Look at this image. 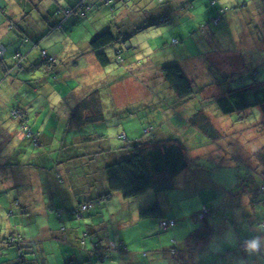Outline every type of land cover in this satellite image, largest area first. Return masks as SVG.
<instances>
[{
  "label": "rangeland",
  "instance_id": "rangeland-1",
  "mask_svg": "<svg viewBox=\"0 0 264 264\" xmlns=\"http://www.w3.org/2000/svg\"><path fill=\"white\" fill-rule=\"evenodd\" d=\"M192 1L196 7L193 10V20L190 17L185 19V15L180 12L173 23L166 20L157 22L156 25H147V19L137 17L128 28L129 50L124 52L134 71L126 72L123 67L117 68L114 63L108 67V72L113 71V75L120 76V80L114 77L105 84L98 83L106 75L102 72L95 53L91 49L87 53L82 52L85 40L96 33V27L88 24L87 20L74 21L77 15L73 14L72 17L69 16L72 18L69 26L64 27L65 32L59 26H54L53 29L46 27L45 30L47 37L50 32L52 34L62 30L57 33L60 39L54 48L61 55L57 57L60 72L57 70V78L51 79L50 87L43 89L44 83L40 81L37 91L36 83L30 81L25 83L26 88L18 91L20 86L14 84L11 87L12 77L8 76L0 88V115H3V108L17 105L25 112L26 108L21 106L24 103L22 99L32 98L27 99L31 108L30 125L36 118L41 123L48 115L54 116L53 129L47 135L51 141L55 138L61 142L65 133L63 128L67 125V120L62 117L81 99L78 87L82 82L86 86L85 79L89 78V83L96 86L101 94L107 120L92 121L86 132L98 131L99 134H104L112 146L120 143L118 136L125 129L132 132L130 140L177 138L186 143L191 159L190 169L176 179V188L172 191L157 195L149 190L135 199L126 200L127 202L120 194H113L114 199L108 201L111 216L106 214V222L102 226L98 222V232L105 248V239L118 248L103 249L98 254L87 252L91 246L89 237H84L86 229L83 219L73 217L71 221L68 219L69 213L59 217L58 209L65 208L63 202L57 200V206L53 204L48 209L40 194L17 196L24 186L0 193L3 195L0 196V235L8 237L12 233H18L32 242L34 247L28 255L29 259L27 258L32 264H174L182 263L181 256L187 264H264V204L257 205L251 211L247 207H233L225 193V190L235 188L239 178L242 183L247 177H253L259 184L264 183V170L256 159L260 149L264 148V115L259 108L251 109L245 115H221L215 102L210 99L211 95H220L224 88L228 91L249 84L254 79L264 81V0H216L218 6L225 10V13H219L222 15L219 24L213 21L215 7H212V0H188L187 4L182 2L179 7L185 6L187 9L188 6L191 7ZM21 2L22 0L1 1L4 11L0 10L1 24L9 22L13 16L12 9L16 10L15 5ZM243 4L246 7H241ZM27 10L30 11L29 5ZM29 11L22 13L26 15ZM30 12L31 18L27 16L28 19H33L30 26L36 27L37 22L43 25L37 10ZM16 24L14 29L9 30L10 35L18 33L20 23ZM1 28L3 30L6 27ZM172 34L174 39L184 41L173 45ZM49 43L47 41L48 48ZM108 48L107 53L113 58L110 52L112 48ZM175 59H180L181 65H187L190 71L193 69L191 76L195 82V99L189 104L194 105L193 109L205 106L209 109L207 114L223 135L221 140L215 139L217 143L197 130L190 129L186 116L192 117L194 114L187 108L189 104L178 107L173 98L167 97L159 103L155 99L165 91L158 70ZM77 63L80 68L76 66ZM147 65L154 68L151 69L154 73H147ZM142 70L146 73L141 74ZM38 74L44 75L41 71ZM152 77L154 81L150 80ZM30 87L35 88L34 93L38 92L39 96L35 97L29 90ZM202 90L204 91L201 92ZM205 95L207 96L204 98ZM149 128H152L151 132H148ZM25 146L27 148L23 149H27V153L11 152L12 162L17 165L12 167L13 171L36 166L34 154L41 151L40 147L29 145V141ZM54 153L57 161L58 152ZM114 158H106L107 163L118 161V158ZM32 180L26 179L25 184ZM206 180L213 182L216 187L212 184V188L208 187ZM30 186L32 187V183L29 188ZM59 186L62 187L63 184ZM91 198L95 204H100L95 208L106 203L98 201L97 196ZM157 200L168 213L164 218H174L177 221L175 226L161 231L157 226L152 228L147 221L138 219V212ZM129 204V211L122 212L124 206ZM204 205L217 209L216 213H219L211 219L213 235L206 245L207 250L196 251L191 255L192 252L184 248V238L176 243L178 255L173 256L169 250L171 231L176 228L186 232L188 236L189 223L194 225V230L201 226L203 222L198 219V214L204 209ZM24 210L28 213L24 214ZM62 228H66V232H61ZM253 239L260 250L254 251L251 245L246 246ZM101 255L106 258V263L100 261ZM15 258H18L16 248L0 241L1 264H23Z\"/></svg>",
  "mask_w": 264,
  "mask_h": 264
},
{
  "label": "trees",
  "instance_id": "trees-1",
  "mask_svg": "<svg viewBox=\"0 0 264 264\" xmlns=\"http://www.w3.org/2000/svg\"><path fill=\"white\" fill-rule=\"evenodd\" d=\"M89 1L90 0H81L76 4V6L65 10V16L69 17L73 14H76L77 16L84 18L91 10ZM121 1L123 2V0ZM125 1L127 3L140 1L142 4L141 7L143 8L137 7L136 15L130 18L129 24L126 22V24L123 26L122 24L111 22L110 27H106V29L102 30L100 33L97 32L93 34L89 39V49H91V51L95 53L100 66L103 69H107L105 75H107L109 79L116 77L113 75V71L108 72V67L113 63L117 66V68L123 67L126 72L134 71L132 64L128 62L124 56V52L126 50H129L128 43L130 41V38L128 37L127 31L130 25L136 21L138 16H140V18L147 19V25H156L157 22H166L167 18L164 17L160 18L161 21L158 20L157 22H150L146 13H149L150 10L154 8L160 9L169 6L175 0ZM103 2L106 5L110 6L112 12L116 11V0H103ZM190 3L191 7H193V1ZM1 4L0 10L3 11V7ZM212 4V7L215 6L213 21L216 24H219L222 21V15H220L219 13L221 11L225 13V10H223L224 7H219L216 0H212ZM241 7H246V4H243ZM185 8L186 7L184 6L181 8V10H184ZM139 10L143 13L139 12ZM19 21V19L17 21L13 20L7 26H9L10 29H14L17 26L16 23ZM21 26L22 29H24L23 33L25 34V36H23V39H26V41H28V36L26 34L27 28H25L23 25ZM172 40L173 45H178L184 41L183 39H181L180 41L174 38H172ZM108 47L112 48L110 52L111 54H113V58H110L107 53V49H109ZM84 51L82 50V52ZM7 53V46L0 42V88L2 87L8 76L10 77L17 72L23 73L22 69L24 67L23 62L25 60V56L22 53L18 52L12 58V62H14V64L12 66H8ZM41 53L43 60H40V62H38L35 67L33 66V64L27 67V70L30 69L31 71H33V73L35 71L34 76L32 74L33 78L29 76L30 79L28 78L24 82L27 83L30 81H34L36 83V88L38 89L37 91H39L40 88L38 86L40 81L46 84V80L51 81V79L57 78L56 74L57 70H59L56 57L54 58L53 56H50L45 50H42ZM39 71H41L44 75L40 74V76H38ZM36 72H38L37 75H35ZM158 73L161 75L163 79L162 82L165 83L167 89L172 92L170 98H173L174 101H176L175 104L178 107H182L183 104H189L190 102H192V99H195L194 78H189L185 74L184 69L181 67L180 63L168 64L164 66L160 71L158 70ZM28 74L29 73L23 75L27 76ZM141 74L143 73L141 72ZM41 75L43 76L42 78ZM116 78L119 79L120 76H117ZM29 90L36 91V89H33V87H30ZM203 91L204 90H202L201 92ZM100 95L101 94L96 89L90 95H88L87 98L80 100L79 104L70 109L71 111L69 110V113H67V110L66 114H64L62 117L63 119L67 120V125H65V127L63 128V130L65 129V133L63 131V140L60 142L54 139V146H51L50 143H47L48 146L43 144L41 138L44 134L47 133H44V131H39L40 128L39 130H34L32 128L33 124L30 125L29 123L30 112H24L23 108L19 105L10 108L8 107L9 109L3 108L4 113L9 116L11 120L9 122L13 123V125H15L17 129H20V132L22 133L23 139L26 144L29 141V145L34 144L37 147H40V156H43V154L46 155L45 153L54 154L53 156H48H51V159H54L53 167L50 168L49 172L51 174L53 173V176L55 177V185L53 186L50 182L51 180L47 179L46 183H42L39 180L38 184L32 186L35 190H40V193L45 188L46 193L56 191L57 193H59V195L61 194V196L46 197L43 196L42 192L39 195L41 196V200L44 197L47 198L46 204L49 205L48 209L51 206L50 204H48V201L53 199L55 201L58 200L62 203L64 199L62 194L72 190V188H79V182L86 181L87 179L89 180L90 174L92 176H97V174L99 177L102 176L101 192L99 189V194L96 198L98 201L109 199L111 197L109 195H113L116 193L120 194L126 201L135 199L147 193L149 190H153L157 195L172 191L176 188V179L180 175H183L188 169H190L191 159L189 158V149L186 143L180 139L173 137H162L160 139L140 138L131 141L128 140L126 134L123 133L118 136L120 143L114 144L119 151L121 150L119 155H117L114 152L115 149L112 148L113 146L111 145V141L107 136H105L104 134H99L98 131L93 133L86 132L85 130L87 126L90 125L92 121H95L97 119H100V121L107 120L105 116L106 114L102 107L103 104ZM159 95L160 93L158 94L157 98H155L157 99L158 103L169 97L165 96L163 98H160L161 95ZM206 96L207 95H205L204 98ZM212 96L213 95H211L210 99L215 102L217 109L221 113V115H245L247 111L254 108H259L264 115V81L254 79L251 83L238 88L230 89L228 91H226V89L224 88L223 90H221L220 95L213 97ZM193 106V104H189L187 106V108L191 110L194 115L191 113L193 116L188 117V115L186 114V123L190 124V129L194 131L197 130L199 133L206 135L213 143H217V140L223 137V135L219 133L218 129L212 123L211 117L207 114V110L209 109L206 106L204 108L202 107V109H193ZM1 109L2 108H0V110ZM14 113H16V115H14ZM43 120L44 122H49V125L53 127L55 117L48 115V117L43 118ZM151 131L152 128H149L148 132ZM45 138L51 141L48 135H46ZM25 145L22 146H24V148H27ZM22 146L20 145L18 147V149H20L19 151L22 153L28 152L27 149L21 148ZM55 151L58 152L57 161L55 158ZM110 156L115 157L114 159L118 158V161L107 163L106 158ZM256 159L261 164L264 170V148L260 149V152L256 155ZM10 165L11 167H13V165L16 164L12 162ZM262 175L264 179V172ZM239 179L237 180V183L233 190H225L226 196L228 200L231 201L232 206H240L241 208L247 207L248 210H253L257 205L264 204V183L259 184L253 177L245 178L243 183L241 178ZM98 180L99 178H97V180L95 179L93 188L99 186V183H97ZM210 183L213 185V187H216L213 182L210 181ZM30 184L31 182L26 183V186L28 187H24V190L26 189L28 191H31V186L29 188ZM59 184H63V186L60 187ZM206 185L212 188V185ZM86 186L87 187L85 188V191L83 188L81 189V193H78V199H83L84 202L79 203L78 206L68 209L66 207L59 208V217L62 218L64 217L65 213H69V220H71V218L73 217L79 220L84 219L85 213L88 212L92 207H94L95 204V201L91 199L90 196H87V194L89 195L90 192H92L90 188L91 186H89V184H86ZM96 190L97 189H95V191ZM245 199L247 200L244 201ZM84 206L87 208L85 210H82V207ZM203 208L204 209H202V211L198 214V219L202 221L203 224L194 230V225L189 223L190 234L185 238L184 248L188 251H191V255H194L196 251L204 252L207 250L208 247L206 245L209 243L213 235L211 219L219 214L216 213L217 209L215 210L209 207V205H204ZM23 213L27 214L28 211L24 210ZM139 218L142 220L157 218L159 220L158 228H160L161 231H163V229L160 227L161 222H167L168 224H170V222H174L175 225L177 224V221L174 218H164L163 210L159 200L153 202L147 208L139 211ZM175 225H169L167 229ZM61 232H66V228H62ZM0 241H3L10 247L16 248V251L18 252V258H15V260L19 259L23 264H31V262H29L28 260V255L31 254L32 248L30 247L29 243H27L28 239L26 237L18 233H12L8 237H2ZM83 242V244L85 245V241ZM97 242L96 244L99 245V242ZM253 242L256 241L253 239V241L249 242L246 246H250ZM26 243L27 247H25ZM111 246L112 243H110L109 246L105 249L111 250ZM175 246L176 243L174 242L173 245L169 248L170 252H172V250L175 251L173 256L178 255V250ZM243 246L244 245H242V247ZM257 247L260 250L258 245ZM114 248H117L116 244ZM258 249L255 250L253 248L254 251H257ZM87 251L92 252L90 249H88ZM180 260L182 261V263L177 262L174 264H187L183 256H181ZM100 261L104 263L106 261V258L101 255ZM1 263L2 262H0V264ZM90 264L96 263L91 262Z\"/></svg>",
  "mask_w": 264,
  "mask_h": 264
},
{
  "label": "crops",
  "instance_id": "crops-1",
  "mask_svg": "<svg viewBox=\"0 0 264 264\" xmlns=\"http://www.w3.org/2000/svg\"><path fill=\"white\" fill-rule=\"evenodd\" d=\"M81 0H22L21 3H17L16 6V10L12 9L13 11L11 12V14L13 15L11 17V19L9 20V22L7 24L4 23H0V42L5 44L7 46L8 49V53H7V64L8 66H12L14 64V62H12V58L15 54L22 53L25 56V60L23 62L24 67L22 69V72H17L16 74L12 75L11 77V87L15 85L20 86L18 87V91L25 87V80H27L28 78L30 79L29 76L32 77L33 71H31L30 69L27 70L28 66H31V64H37L38 62H40V60L42 59V50L47 51V53L50 56H53L54 58L58 56H61L59 53H57L56 51H54V48L57 47V40L60 39V35L57 33H61L62 30L56 31L54 33L49 34V36L47 37L45 34V30L46 27L47 28H52L54 26H59L63 29L64 31V27L69 26V24L71 23V17H66L64 14V11L72 8L74 6H76L77 3H79ZM117 2H115V10L114 12L111 11V8L109 5H106L103 0H90L89 4L91 5V10L87 13V15L84 18H81L79 16H77L74 21L77 20H87L88 24H91L92 26H95V31L97 32H101L102 30L106 29V27H110L111 26V22L113 23H118V24H122L123 26L126 24V22L129 24L130 23V18L134 17L136 15V11H137V7L139 8H143L141 7V2H136L133 1L132 3L129 2L127 3L125 0H123V2L121 0H116ZM182 2H184L183 4H187L188 0H175L173 1L169 6H166L164 8H160V9H151L149 13H146L150 22L155 21L157 22L158 20H160V18L164 17L167 18V20L171 23H173V20L177 17H179V13L182 12L185 15V19L186 17H190L192 20L194 19V12L193 10H195V5L193 4V7H189L187 9L181 10L182 7H179V4L182 5ZM138 3V5H137ZM8 5V4H7ZM30 6V11L31 10H37V14L40 17V21L43 23L40 24L37 21V26L36 27H32L30 26L33 22V19H28L27 16H29L31 18V12L29 10H27V6ZM208 5V4H206ZM215 7V6H214ZM192 8V10H191ZM23 9V11H22ZM24 11H29V13H27L26 15L22 12ZM4 13V11H2ZM146 12V11H145ZM18 17V18H16ZM20 20V27L18 29V33L16 34H11L10 35V27L7 26L11 21H17ZM168 22V23H169ZM23 25L25 28H27V38L28 41H26V39H23V36H25V34L23 33L24 29H21ZM1 27H6L5 29L2 30ZM23 27V28H24ZM45 27V29H44ZM170 28V27H169ZM65 32V31H64ZM178 35H180V33H178ZM172 38H174V35H171ZM181 36V35H180ZM91 38V36H90ZM163 38V37H162ZM47 41H50L49 43V48H48V44ZM169 41V40H168ZM89 39L85 40V46L84 49L86 51L89 50ZM56 52V53H55ZM95 55V54H94ZM57 63H58V59H57ZM175 63H180L181 65V61L180 59H175L167 64H175ZM76 66L79 67V64L77 63ZM100 66V64H99ZM101 67V66H100ZM181 67L184 69L185 74L189 77L192 78L191 76V71H193V69L190 71L189 67H187V65H181ZM83 68V67H82ZM153 67H150V65H147V73L152 71L151 70ZM145 69V68H144ZM154 69V68H153ZM158 69V68H157ZM85 70V68H84ZM107 71V69H103L102 68V72L105 73ZM83 72V71H82ZM143 74L146 73L145 70H142ZM29 73L27 76H24L23 74ZM35 73V71H34ZM38 72H36L35 75H37ZM81 73V72H80ZM160 73V72H159ZM34 76V74H33ZM155 77V75H154ZM154 77H152V81H154ZM8 78V77H7ZM6 78V79H7ZM33 78V77H32ZM95 80H97V77H95ZM109 80V77L106 76H102L101 78V82H98L99 84H105L107 83V81ZM86 81V86H83L84 82L81 83V85L78 87V93L79 97H81L80 100H83L84 98H87L88 95H90L93 91H95L97 89L96 86L91 85L89 83V78L85 79ZM46 84H44V86L42 87L47 88L48 86L50 87V80H46ZM4 84V83H3ZM91 85V87H89ZM161 85H163V89L165 90L163 93H160V98H163L165 96H169L171 97L172 92L169 91L167 89V86L165 85V83H162ZM37 89V88H36ZM77 91V90H76ZM31 93H33L36 96H39L37 93H34V91L31 90ZM24 99H22V101L24 102L23 104H21V106L25 107V111L30 112L31 108L28 106L29 103H27V99H32L29 97H24ZM39 98V97H38ZM37 98V99H38ZM80 100L78 102H76V105L79 104ZM35 102V100L33 101V103ZM92 104V103H91ZM70 109H72V107H70ZM69 109V110H70ZM68 110L67 113H69L70 111ZM2 116L0 115V193L2 192H8L13 188H17L18 186H26L25 182L26 179H33L32 181H30L32 183V186H35L36 184L39 183V180L42 183H46V180L50 179L52 185H55V177L53 176V174H51L49 172L48 168H52L53 167V163H52V159L51 156L49 157L48 155H44L40 156L39 152L34 154L36 156L35 160H34V164H36V166H33L32 168H27L26 170H17V171H13L12 167H11V163L12 161V154L11 152H17V153H22L20 152L18 149V147L21 145H25L26 142L23 139V135L20 132V129H17V127H15V125H13V123L9 122L11 121L9 116L4 115V110L2 111ZM66 114V113H65ZM96 115V114H95ZM93 115V116H95ZM51 118V117H50ZM65 118V117H64ZM46 120V119H45ZM40 120L38 118H36V121L33 120V125L32 128L34 130H40L41 132L44 131V133H47L49 130L52 129V127L49 125V122H44V120H42V122H39ZM39 122V124H38ZM53 131V130H52ZM129 139L130 136H132V132L128 131L125 129L124 132ZM47 134H44L43 137L41 138V141L43 142V144H45L46 146L47 143H50L51 146H54V141H49L45 138ZM12 140H11V139ZM55 139V138H54ZM132 141V140H131ZM116 146V145H115ZM115 146H113L112 148L115 149V153L117 155H119V153L121 152V150L119 151ZM21 148H24V146H22ZM117 149V150H116ZM30 150V148H29ZM34 152H36L35 150H33ZM32 151V152H33ZM27 153V152H26ZM53 156V155H52ZM54 162V159H53ZM14 166L17 165H13ZM181 176V175H180ZM97 178H99V180L97 181V183H99L98 187L93 188L94 184H95V179L97 180ZM101 180H102V176H92L90 174L89 176V180L87 179L86 181H81L79 182L78 186L79 188H75L70 191H67L65 193L62 194V196L64 197L63 199V206L68 208H72L75 206H78L79 203L84 202L83 199L80 200L78 199L79 195L81 193V189L87 187L86 184H89V186H91V190L92 192H90V194L87 196H90V198L92 196H98L99 194V189L101 192ZM29 182V183H30ZM49 182V183H50ZM94 182V183H93ZM208 182V183H207ZM206 183L208 185H210V180H206ZM40 185V184H39ZM45 186V185H44ZM56 189V188H55ZM95 189H97L95 191ZM46 189H43V196H61V194L59 195V193H57L56 191L50 192V193H46L45 192ZM41 192V193H42ZM40 190H35L34 187H31V193L28 190H24V188L18 192L17 195L20 196H33L34 194H41ZM3 196V195H0ZM111 196L109 199H103L104 202H106L105 204H103V206H99V208H95L96 205H100L99 203L94 204V207H92L88 212L85 213L84 219L82 223H85V229H86V234L84 235L85 238L89 237V243L91 248H88L92 251V253L98 254V251H103V249H105V245L103 244L104 242L102 238H100V234L98 232L99 230V225L98 222L100 223V226H102L103 224H105L106 222V214L109 213V216H111V208H110V204L108 203V201L113 200V195H109ZM105 198V197H104ZM93 199V198H91ZM46 200L47 198H42V201L46 204ZM57 201V200H56ZM55 200L51 199L50 201H48V204H50L51 206L54 204L55 206H57ZM127 202V201H126ZM162 210H163V214L164 215H168L167 211H165V208L162 206V203L160 202ZM47 208L49 207V205H47ZM98 207V206H97ZM1 209V206H0ZM96 209L94 212H90L91 210ZM130 209V204L127 206H124V209L122 210V212H127ZM136 213V212H133ZM139 214V212H138ZM89 218V219H87ZM73 218H71L72 221ZM141 221H147V223L150 224V226L153 228L154 227H159V223H158V219L157 218H150V219H146V220H142L140 218H138ZM51 230V228H50ZM170 241L171 244L169 246V248L173 245V243H179V241H183L184 238L187 237L186 232H182L179 229L173 228V230L170 233ZM186 236V237H185ZM1 235H0V239H1ZM4 238V237H3ZM98 240L99 245L96 244V240ZM107 243V247L109 246L110 242L108 240H106ZM97 242V243H98ZM27 243H29L30 247L33 248L34 245L32 244V242L28 241ZM27 243L25 245V247H27ZM86 243V241H85ZM87 245V243L85 244ZM118 248V247H117ZM97 249V250H96ZM88 252V251H87ZM91 263V262H90ZM89 263V264H90ZM32 264V262H31Z\"/></svg>",
  "mask_w": 264,
  "mask_h": 264
},
{
  "label": "built area",
  "instance_id": "built-area-1",
  "mask_svg": "<svg viewBox=\"0 0 264 264\" xmlns=\"http://www.w3.org/2000/svg\"><path fill=\"white\" fill-rule=\"evenodd\" d=\"M69 13V12H68ZM52 60V59H51ZM87 207H82V210H85ZM169 225H175V223L174 222H170V224H168L167 222H161L160 223V227L163 229V230H165ZM115 247V244H112V246H111V248H114ZM254 249H258V247H256V248H254ZM172 253L174 254L175 253V251L174 250H172Z\"/></svg>",
  "mask_w": 264,
  "mask_h": 264
},
{
  "label": "clouds",
  "instance_id": "clouds-1",
  "mask_svg": "<svg viewBox=\"0 0 264 264\" xmlns=\"http://www.w3.org/2000/svg\"><path fill=\"white\" fill-rule=\"evenodd\" d=\"M251 247H252V248H256V247H257V242H253V243L251 244Z\"/></svg>",
  "mask_w": 264,
  "mask_h": 264
}]
</instances>
